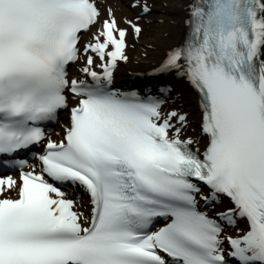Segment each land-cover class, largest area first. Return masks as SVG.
Masks as SVG:
<instances>
[{
	"label": "snow or ice",
	"instance_id": "obj_1",
	"mask_svg": "<svg viewBox=\"0 0 264 264\" xmlns=\"http://www.w3.org/2000/svg\"><path fill=\"white\" fill-rule=\"evenodd\" d=\"M102 3L0 0V264H264V0H189L151 73L199 94L198 133L171 84H116L152 0Z\"/></svg>",
	"mask_w": 264,
	"mask_h": 264
},
{
	"label": "bare ground",
	"instance_id": "obj_2",
	"mask_svg": "<svg viewBox=\"0 0 264 264\" xmlns=\"http://www.w3.org/2000/svg\"><path fill=\"white\" fill-rule=\"evenodd\" d=\"M120 1L124 3L125 2L128 3L129 0H120ZM188 2L189 0H162L161 1V4L163 5V9L165 10L166 14L171 16L172 20H174L173 22L176 25V30H174V32L171 35L169 34V36H163L162 41H158L157 40L158 36L156 38L157 34L155 32V30L157 29L156 26L158 25H155L153 29V32H154L153 39H151V41L149 42H146L147 44L153 47V50L151 52L152 53L151 59H149L148 62L143 63L141 66H139L138 69H136L134 72H131V70L129 69L124 70V71L123 70L117 71V74H116L117 85L132 84L134 82V79L135 81L140 82V83L141 81L145 83L153 79L151 73L155 72L160 62L164 59L166 50L173 45H178L183 40L184 32H185L184 18L186 16V13L183 11V9L187 5ZM106 3L109 4L110 7L111 6L115 7V5L116 6L121 5V3H119L116 0H106ZM165 4L169 5L170 7L164 8ZM104 7L105 9H107L105 5ZM159 27L160 26H158V28ZM78 67L79 65L73 66L74 72L76 71ZM167 80L168 79H165L164 82H166ZM169 80L174 83L171 85H175L174 89L176 90V93L183 94V100L181 101L182 104L180 106H182L184 109H186L188 112L192 114L193 128L195 129V132L198 133L200 131V120L202 118L198 95L194 92L193 88L187 81H179L177 80V78L172 77V76L171 78H169ZM161 81L163 80L161 79ZM157 84H159V82ZM68 115L63 113L61 115L62 119H60V121L58 122L59 124L53 128V133L55 134V137L63 138V135L61 134L64 133V126L67 125V121L64 118L65 116H68ZM189 134L192 135L194 133L190 132ZM47 136L50 139H52L53 137V136H50L49 134ZM30 165H36V162L32 161ZM12 177L17 180V183H19L18 174L12 175ZM12 195H15V193H12ZM81 203L85 205L88 204V202H85V201H81ZM229 204L230 202L226 201L225 208L223 210H226ZM85 210L90 211V209H87V208Z\"/></svg>",
	"mask_w": 264,
	"mask_h": 264
},
{
	"label": "rangeland",
	"instance_id": "obj_3",
	"mask_svg": "<svg viewBox=\"0 0 264 264\" xmlns=\"http://www.w3.org/2000/svg\"><path fill=\"white\" fill-rule=\"evenodd\" d=\"M121 5H118L115 7L111 6L112 11L114 12L117 20L121 21L122 26H126L123 24V17H128L132 18L135 14L134 10L131 9L128 6V3H124L120 0H116ZM162 0H152V3L155 5V7L158 9L157 11L153 12L150 16H146L143 18L139 23L143 26V33L139 41H136L133 36L130 34L128 37V43H129V48H128V55H129V61L127 63H121L119 66V70H131V72H134L136 69H138L139 66H141L143 63L148 62L149 59L152 57V50L153 47L146 42L151 41L153 39V29L155 25L156 26V38L158 41H162L163 36H169L171 35L174 30H176V25L173 22L171 16L166 14L165 10L163 9V5L161 4ZM123 3V4H122ZM103 6V17L107 16L106 9L104 5L108 8L110 7L109 4L106 3V0H103V3L101 4ZM162 23V24H161ZM164 24V25H163ZM95 30V29H94ZM135 45V47H132V45ZM146 53V55H145ZM72 68L70 69V72L72 71ZM142 82V81H141ZM134 83H137L134 79ZM140 83V82H139ZM175 88V85H173ZM175 98V97H173ZM182 104V102H181ZM180 104V105H181ZM180 105H174V104H169L168 107H180Z\"/></svg>",
	"mask_w": 264,
	"mask_h": 264
}]
</instances>
